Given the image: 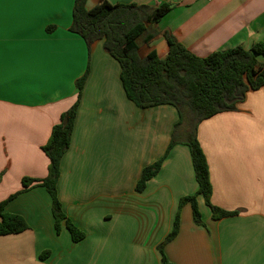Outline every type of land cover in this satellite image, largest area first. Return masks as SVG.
I'll use <instances>...</instances> for the list:
<instances>
[{
	"label": "crops",
	"instance_id": "0c3cea01",
	"mask_svg": "<svg viewBox=\"0 0 264 264\" xmlns=\"http://www.w3.org/2000/svg\"><path fill=\"white\" fill-rule=\"evenodd\" d=\"M75 1L0 0V203L17 194L3 213L29 225L0 236V264H162L159 247L179 202L198 190L189 147L177 143L146 189L138 193L136 186L143 169L166 154L179 114L170 105L141 109L127 98L120 64L104 41L89 50L70 31ZM102 1L89 0L87 8ZM105 1L171 6L155 25L161 39L141 57L152 50L167 56L165 31L199 57L264 41V0ZM258 60L264 63V56ZM87 69L57 186L65 215L85 235L74 242L64 222L57 233L47 190L23 191L22 180L47 177L42 147L76 103V82ZM198 137L212 203L239 214L214 220L198 197L202 224L185 205L164 255L173 264H264V88L251 90L238 111L202 122Z\"/></svg>",
	"mask_w": 264,
	"mask_h": 264
},
{
	"label": "trees",
	"instance_id": "16d2710c",
	"mask_svg": "<svg viewBox=\"0 0 264 264\" xmlns=\"http://www.w3.org/2000/svg\"><path fill=\"white\" fill-rule=\"evenodd\" d=\"M89 0H76L70 31L81 36L89 50L97 41H104V49L120 64L121 81L127 98L141 109L170 105L179 114L171 143L166 154L143 169L136 191L142 193L149 180L155 177L171 149L180 141L190 150L198 190L192 196L183 197L174 220L173 229L160 245L162 264H173L165 255L164 247L177 236L180 229L181 211L185 205L192 208L195 223L202 224L198 197H202L212 212L214 220L234 217L238 211H227L212 203L213 185L207 157L198 137L202 122L224 112H236L253 90L264 88V63L258 60L264 56V41L251 49L238 46L220 50L206 57L189 51L169 31L162 35L168 46V53L161 59L157 51L140 56V44L149 45L160 33L155 29L171 10L164 3L158 7L137 4L113 5L102 1L88 9ZM50 32L53 27H48ZM89 69L76 82L78 99L64 112L53 128L47 143L42 147L49 159L48 174L44 179L23 178V191L35 186L44 187L52 199V213L55 228L60 233L64 222L74 242H80L84 233L65 215L58 196V181L61 162L70 148L75 128L82 90L87 81ZM17 194L0 203V236L18 234L29 229L27 222L18 215L4 214L6 205ZM48 252L41 255L45 258Z\"/></svg>",
	"mask_w": 264,
	"mask_h": 264
},
{
	"label": "rangeland",
	"instance_id": "374dc122",
	"mask_svg": "<svg viewBox=\"0 0 264 264\" xmlns=\"http://www.w3.org/2000/svg\"><path fill=\"white\" fill-rule=\"evenodd\" d=\"M161 35V34H160ZM162 36H158L157 40H159V38L161 39ZM156 40V41H157ZM139 44H140V53L143 54L144 51L147 49L146 45L142 44V41L139 40ZM158 44V43H157ZM203 213V212H202Z\"/></svg>",
	"mask_w": 264,
	"mask_h": 264
}]
</instances>
